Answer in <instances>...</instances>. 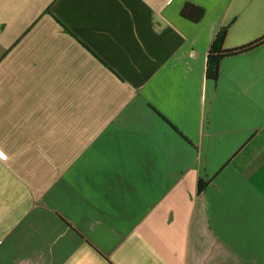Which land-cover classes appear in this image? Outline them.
<instances>
[{
  "label": "crops",
  "instance_id": "0c3cea01",
  "mask_svg": "<svg viewBox=\"0 0 264 264\" xmlns=\"http://www.w3.org/2000/svg\"><path fill=\"white\" fill-rule=\"evenodd\" d=\"M221 28L264 0H0V264H264V44L210 79Z\"/></svg>",
  "mask_w": 264,
  "mask_h": 264
},
{
  "label": "trees",
  "instance_id": "16d2710c",
  "mask_svg": "<svg viewBox=\"0 0 264 264\" xmlns=\"http://www.w3.org/2000/svg\"><path fill=\"white\" fill-rule=\"evenodd\" d=\"M47 12H50L47 10ZM181 16L193 23H199L205 17L204 8L195 5L193 3H188L184 6ZM61 24V23H60ZM62 25V24H61ZM63 28L72 36L75 37L73 32H71L66 26L62 25ZM226 38V29L221 28L217 35L215 36L210 49L207 55V63H206V76L210 79L217 80L219 75V64L221 60L234 57L238 55H242L244 53L250 52L264 44V36L251 42L245 44L243 46L233 48V49H224V42ZM82 43V42H81ZM86 48H88L84 43H82ZM89 49V48H88ZM90 50V49H89ZM91 51V50H90ZM92 54L108 69H110L113 73H115L118 77H120L111 67L98 55L94 52ZM206 188V184L200 180L198 182V191L199 193L203 192Z\"/></svg>",
  "mask_w": 264,
  "mask_h": 264
},
{
  "label": "rangeland",
  "instance_id": "374dc122",
  "mask_svg": "<svg viewBox=\"0 0 264 264\" xmlns=\"http://www.w3.org/2000/svg\"><path fill=\"white\" fill-rule=\"evenodd\" d=\"M0 158H2V159H6V155H4V154H2V153L0 152Z\"/></svg>",
  "mask_w": 264,
  "mask_h": 264
}]
</instances>
